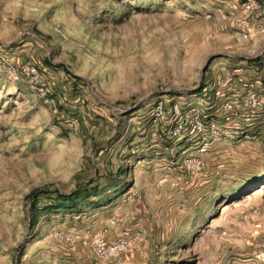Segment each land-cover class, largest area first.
<instances>
[{
  "label": "rangeland",
  "instance_id": "1",
  "mask_svg": "<svg viewBox=\"0 0 264 264\" xmlns=\"http://www.w3.org/2000/svg\"><path fill=\"white\" fill-rule=\"evenodd\" d=\"M0 264H264V0H0Z\"/></svg>",
  "mask_w": 264,
  "mask_h": 264
},
{
  "label": "trees",
  "instance_id": "2",
  "mask_svg": "<svg viewBox=\"0 0 264 264\" xmlns=\"http://www.w3.org/2000/svg\"><path fill=\"white\" fill-rule=\"evenodd\" d=\"M74 195H75V193L70 194V195H63L62 198L65 200L64 203L69 201L70 199L74 198Z\"/></svg>",
  "mask_w": 264,
  "mask_h": 264
},
{
  "label": "built area",
  "instance_id": "3",
  "mask_svg": "<svg viewBox=\"0 0 264 264\" xmlns=\"http://www.w3.org/2000/svg\"><path fill=\"white\" fill-rule=\"evenodd\" d=\"M27 69H29V71H30V68H29V67H28ZM31 70H32V72H33V71H35V69H34V68H32ZM251 97H253V98H254V94H252V95H251ZM201 151H202V152L206 151V147H203V148L201 149ZM199 163H202V161H201V160H199ZM114 249H115V248H114Z\"/></svg>",
  "mask_w": 264,
  "mask_h": 264
},
{
  "label": "bare ground",
  "instance_id": "4",
  "mask_svg": "<svg viewBox=\"0 0 264 264\" xmlns=\"http://www.w3.org/2000/svg\"><path fill=\"white\" fill-rule=\"evenodd\" d=\"M257 191V190H256ZM253 193V192H252Z\"/></svg>",
  "mask_w": 264,
  "mask_h": 264
}]
</instances>
